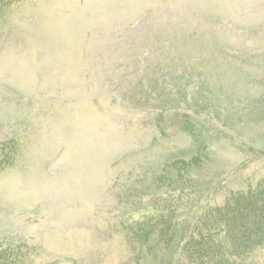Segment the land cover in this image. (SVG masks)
Masks as SVG:
<instances>
[{
    "label": "rangeland",
    "instance_id": "obj_1",
    "mask_svg": "<svg viewBox=\"0 0 264 264\" xmlns=\"http://www.w3.org/2000/svg\"><path fill=\"white\" fill-rule=\"evenodd\" d=\"M8 1L0 264H215L209 212L264 218V0Z\"/></svg>",
    "mask_w": 264,
    "mask_h": 264
},
{
    "label": "trees",
    "instance_id": "obj_2",
    "mask_svg": "<svg viewBox=\"0 0 264 264\" xmlns=\"http://www.w3.org/2000/svg\"><path fill=\"white\" fill-rule=\"evenodd\" d=\"M11 1L12 0H9L7 3ZM235 193H237V197L247 200L248 203L243 205V209H245L250 214L253 212L252 202H254L250 200V198H254L255 200L257 196H260L262 200H264V191L257 193L250 191V193L245 192L246 194H243V192ZM232 203L233 201L230 202L220 214L209 212L210 216L205 217V221L207 222V224H203L202 226H200L199 223V226L196 229V231H199L197 232L198 239H196L194 242L195 246H197L198 248L194 250H197V252L199 253V257L202 258H207V256L211 257L214 253L212 252L213 250L210 248V245L213 244V240L216 235H218V233L223 231L230 233V236L228 238L230 249H223L222 244L218 245L216 247V250L218 251L219 249H223V255H221V257L215 261V264H235L238 262V260L254 252L259 247L264 246V235L260 236L257 234V231H264V218L253 221V223L248 226L250 227L249 229H242L241 232L245 234V237H243L239 234V226H237L236 224L233 227L230 226V224H232V222H236L241 215L238 211H233ZM194 234L195 231L189 233L188 236L193 239ZM236 234L238 235V237L236 236ZM239 235L241 238L239 237ZM191 244L192 242H190V245ZM231 247L233 248L232 250ZM215 258L216 257H214L213 260H215ZM5 264L7 263L5 262Z\"/></svg>",
    "mask_w": 264,
    "mask_h": 264
}]
</instances>
